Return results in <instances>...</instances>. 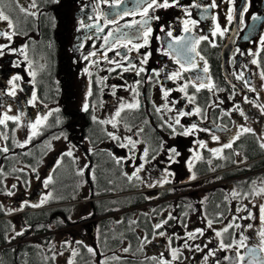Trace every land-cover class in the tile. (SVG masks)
Listing matches in <instances>:
<instances>
[{"label":"flooded vegetation","instance_id":"obj_1","mask_svg":"<svg viewBox=\"0 0 264 264\" xmlns=\"http://www.w3.org/2000/svg\"><path fill=\"white\" fill-rule=\"evenodd\" d=\"M6 1L5 3V0H0V8H3L13 18L14 23H17L20 34L13 37L11 42L0 37V45L10 44L12 49H19L27 44L28 60L33 63L30 68L28 61L18 51L12 52L5 49V55L0 56V116L7 112L8 115H16L21 118L19 124L9 121L7 128L0 126V129L9 137L8 140L2 141H5L7 146L12 144L13 140L17 139L16 132L19 128L25 133L31 132L28 124L34 123L37 117L46 115L51 110L52 115L46 122L47 126L39 129L40 134L43 131L45 133L49 132V140L57 136L64 139L63 137L66 135L72 144L79 147L86 156L89 167L95 170L96 179L105 182V184L100 182L101 186H97V188H102L104 192L110 191L109 186L121 191L134 188L137 193L144 194L145 203L141 206V209L138 208V215L142 214L143 218H135L144 225L137 234L140 239L138 254L142 255V259H145H139L140 264L151 261L146 257L159 256L161 253L170 258L167 238L162 236L153 238V225L165 219L173 211H175L173 216H178V220H170L167 225L158 231L166 232L168 236L172 237V248L180 247L182 249L183 256L181 260L183 264H198V262L203 264V253L183 249L184 239L182 238L186 237L189 231L205 228L206 221L200 217L201 220L184 216L185 212H188L189 215L193 213L188 207V205L192 207L190 203L185 204V208L188 209L181 215L182 213L177 210V206L180 209V203L173 204L172 198L176 195L182 196L185 192L186 194L189 193L190 186L202 182L206 185V189L198 196H202L205 192L220 186H222L225 196L233 189L248 191L252 181H256L259 186L260 182L263 181L264 155L256 157V154H258L257 151L264 139V115L253 104L245 103L244 97L247 96L258 104H264V80H261L259 76V73L264 71V50H262L264 46L260 43L261 38H264V0H232V2L217 0L219 7L211 9L208 13H203L202 8H191L190 4L199 2L202 6H205L210 4L211 0H181V4L190 7L191 19L197 21L196 26L189 35L194 37L207 35L209 37L207 41H202L199 44L198 51L208 62L209 73L207 75L211 77L217 89H223V91H215L214 93L206 89L201 90L200 93L196 94L195 104H189L183 93L176 89L188 81L189 78L194 79L198 75H205L202 71L203 61H200L197 57V67L184 72L183 80L173 82L165 79V76L175 71L179 65L170 60L169 57L160 54V49L162 47L166 48V42L169 39L164 32H160L161 25L165 27L166 31L172 30L175 37L185 35L183 20L186 17L181 8L157 10L154 15L161 17V19L151 22L150 26L153 28V33L150 46L140 49V53L135 51L128 53L132 61L137 64H139L141 54L149 51L152 53L148 64L145 66L147 72L137 76L134 71L122 72L121 69H117L115 72L107 71L114 65H110L103 60L102 54L105 48L102 37L116 28H120L121 31L125 32L134 31V28H124L123 25L131 24L133 20L140 21L142 18L139 14L134 17L132 15L125 16L123 19L115 17L119 20V23L108 25L102 33L97 34L95 29L77 31L80 19H84L86 23H96L103 26V18L99 20L87 19L89 16L95 17L97 15V12L93 10L94 7H98L103 16L112 19L117 11H123L124 9L131 11L135 7L134 0H124L120 9L110 7L111 0L108 4L102 3L101 0H61L60 4H48L43 0H39L40 8L45 13L39 18H25L15 7V0ZM30 2L31 0H19V3L24 7H27ZM230 8L235 11L233 12V20L228 22L227 14ZM244 8H247L246 12L242 11ZM201 14L206 15L207 18L201 20ZM51 16L56 17L55 28L49 23V17ZM213 16L217 17L216 21L212 20ZM253 16H258L260 19L253 20ZM217 22L220 23L222 29H227L223 37L211 35ZM0 31L11 30L7 28L6 22H0ZM88 36H92V38L86 39ZM157 37L160 39H157ZM212 43H215L216 47H211ZM81 44L83 46L80 47L79 51H76ZM92 51H96L97 56L85 60L83 56ZM116 51L123 54L126 50L118 46L114 51L108 52L109 58L120 61L121 57L115 55ZM253 53H259V55H253ZM253 59L259 62V66L252 63ZM92 61H98V63L93 65ZM125 66L127 65L125 64ZM86 67L92 73L91 77L84 72ZM154 69H163L159 78L152 75ZM31 71L36 72L35 78L30 75ZM241 72H243V80H237L236 76ZM17 75L20 76V80L15 82V96H9L7 93L12 87L9 81ZM103 77H107L104 84L98 83L97 81ZM136 81H141L138 86L140 107L136 111L122 113V122L120 123L128 132L126 137L142 141L137 145L139 148L133 153L128 148L119 147V143H126L124 139L126 137H120V141L111 140L107 135L108 132H111L109 130L111 125L94 123L92 116L95 115L99 120L110 119L119 107L121 98L126 102H132L131 87L136 86ZM244 81H248V87L255 88L256 92L248 91ZM113 85L117 86L115 96L112 95L111 86ZM89 87L92 91L91 97L87 96ZM161 87L170 90L167 101L163 98ZM125 88H128V90H125ZM187 91L191 95L195 90L189 87ZM33 92L36 93L37 99L34 103H30ZM85 102L90 105L89 112L82 110ZM166 103L169 108H173V111L164 110ZM237 104L245 112L248 117L247 120L240 116L238 111L233 110ZM196 106L203 109L202 115L184 116L181 118V125L190 127L195 123L200 128L210 129L211 132L220 137L219 142L213 141L209 132H197L190 136L174 135L172 130L167 127L165 122L174 118L178 111H192ZM156 107H160L162 111L157 113L155 111ZM55 109H59V112ZM225 112H229L231 115H224ZM125 125L129 126L131 131H128ZM240 125L251 128L255 135L252 133L242 135L233 144L232 149L224 150V159L213 158L209 149L218 148L227 143L233 133L238 131ZM221 127L227 130H220ZM140 129H143V131L140 132ZM182 130L180 126H176L177 133ZM257 131L261 133L258 134ZM137 133L139 134L137 135ZM39 135L36 136L37 138L34 137L35 139L32 141H36ZM46 140L48 141V139ZM198 141L205 142L207 148H200ZM144 148L149 149V162L147 163L140 159ZM171 148H175L180 153L175 158L176 162L169 160L171 155L169 149ZM234 152H238L239 155H235ZM197 153L203 158L194 160V154ZM133 155H135L134 160L130 159ZM113 156L123 158L122 164L118 166ZM184 160H193L194 167L191 172L185 165V170L181 168V164H185V162H182ZM209 160H211V164L208 163ZM140 163H144V170L140 172V175L146 182L155 183L157 180L164 178L167 172L172 174L167 176L170 183L164 184L163 187L149 188L144 185L133 187L123 176V173H132L134 166ZM62 167L64 170L70 168L74 170V173L77 168L72 160L68 159L64 166L58 168L54 173L64 174ZM180 170L189 172V182L176 179L174 174L178 175L177 172ZM193 172L198 180L191 182L190 177ZM85 174L89 181L87 189L93 195L95 189L90 184L89 173L86 171ZM35 176L36 172L34 177H31V181ZM27 178L28 176L25 173L24 178L21 177L19 180L18 188H21L24 193L27 188L31 187L29 183H24ZM208 179L209 181H207ZM218 179L220 184L214 185V183H218ZM235 181L240 182L239 184H233ZM180 185H184L183 188L175 189ZM164 192H167L166 194L174 192L175 196L163 198ZM147 197H151V199H147ZM92 199L94 198L90 199V203L95 200ZM258 201L264 202L263 198H258ZM237 203L235 200L228 201L229 209L234 211ZM243 203L248 205V200L243 201ZM252 211L257 216L259 215L258 208H253ZM67 213L68 217H64L67 228L62 230L54 243L48 242L49 249H52L49 250V253L57 251L64 253L56 256L57 264L60 257H64V259L66 257L71 258L70 250L62 247L64 241H70L72 247L78 250L79 255L75 257L76 264H96L94 261L95 256L89 254L81 245L76 244V241H82L84 245L92 247L99 256H109L113 252L104 254L101 249V227L96 215L93 214L92 218L76 220L71 217L73 209L67 210ZM20 214L17 213L10 217H16L18 219H15V221L20 222ZM244 214L243 212L240 213V215ZM158 217H160L159 221ZM230 219L229 214V216H225L222 223H215V225L224 226ZM241 223L247 224L249 221H241ZM254 223L258 226L259 220L257 219ZM184 224L187 225L186 228L183 226ZM246 234L249 237L254 236L251 230ZM145 236L148 237L151 243L145 244L143 250H141V242ZM49 237L51 238V236ZM107 237L112 240L115 239L112 234ZM213 237L214 233L209 229L204 237L189 243L203 245ZM125 243H128V247L130 246L128 241L124 242L123 246ZM248 243L251 246L258 243V240H249ZM154 247L157 248L156 255H152ZM209 247H215V243L210 244ZM128 251L121 257L122 260L130 258ZM245 251V249H241V254H244ZM224 255H232V253H217L218 257ZM115 257L117 256L115 255ZM185 257L188 259H184ZM208 264H214V259H210Z\"/></svg>","mask_w":264,"mask_h":264},{"label":"snow or ice","instance_id":"obj_2","mask_svg":"<svg viewBox=\"0 0 264 264\" xmlns=\"http://www.w3.org/2000/svg\"><path fill=\"white\" fill-rule=\"evenodd\" d=\"M43 2L48 4H60L61 0H43ZM102 3L108 4L109 0H101ZM229 2H232V0H229ZM124 3V0H111L110 7H113L115 9H120L121 5ZM135 7L129 11L128 9H124L123 11H117L115 13V16L112 19L107 18L106 16H103L99 12L98 7H94V11L97 12V15L95 17L89 16L88 20H99L103 18L104 23L103 26L96 24V23H86L84 19H80L78 23L77 31H81L84 29H95V32L102 33L104 32V29L108 27L110 24H118L119 20L115 17H119L120 19H123L125 16L132 15L133 17L137 14L141 16L140 21L133 20L131 24H125L123 25L124 28L129 29H135L132 32H125L121 31L120 28L113 29L112 31H109L106 35L102 37L104 41V52L102 54L103 60L106 61L110 65H114V67L107 69L109 72H115L117 69H121L122 72H129L134 71L137 76H140L142 73L147 72V68L145 67L149 59L152 56V53L145 52L141 54V58L139 60V64L134 63L132 61V58L128 56V53L135 51L137 53H140V49L142 48H148L150 46V41L153 33V28L150 26L151 22L153 20L159 21L161 17L154 15V13L159 9H169V8H181L182 11L185 14V19L183 20V31L185 35L175 37L173 36L172 30H167L163 25L160 26V32H164L166 37H168V41L166 42V48L162 47L160 49V54L163 56L169 57L170 60L174 61L179 67L172 71L171 73L166 74L165 79L171 80L173 82L181 81L184 79L183 73L188 72L193 68L197 67V57L200 61H203V68L202 71L205 74L204 76H196L194 79L189 78L188 81L184 82L182 85H180L176 90L183 93L184 97L187 99L189 104H195L196 101V94L200 93L201 90L206 89L209 92H215V91H223V89H217V86L214 82H212L211 77L207 75L209 73V66L207 60H205L204 56L201 55L200 51H198V46L202 41H207L209 37L207 35H201L199 37L190 36L189 33L192 32V29L196 26L197 21L191 19L192 13L190 11L191 8L196 9H203V13H208L211 9H216L219 7V4L217 3V0H211L210 4L202 6L199 2L191 3L190 7L184 6L181 4V0H134ZM15 7L18 8L19 12L23 14L25 18L32 17V18H39L42 15H45L43 11L40 8V2L39 0H31L29 5L27 7H24L19 3V0H15ZM83 10V8H82ZM234 9H228L227 14V21L231 22L233 20V12ZM242 11H247V8L242 9ZM201 20L206 19L207 16L204 14H201ZM253 20H258L260 17L253 16ZM213 21L217 20V17H212ZM0 22H6L7 28L11 31H0V37H3L5 40L11 42L13 40V37L20 34L17 23H14L13 18L8 15L3 8H0ZM49 23L50 25L55 28L56 26V17L51 16L49 17ZM191 25V27H190ZM225 31H227L226 28L222 29L220 23L215 24V29L212 31V36L219 35L220 37H223L225 34ZM92 36L86 37V39H91ZM100 38V37H97ZM157 39H160L157 37ZM260 43L262 46H264V38H261ZM83 45L81 44L76 51H79L80 47ZM122 47L126 51L122 54L120 51H116L115 55L118 57H121L120 61L114 60L109 58L108 52L114 51L117 47ZM51 47V45H49ZM211 47H216L215 43L211 44ZM5 49H8L12 52H19L20 55L24 57L26 61H28L29 67L32 66V61L28 60V45L25 44L21 46L19 49H12L10 44L0 45V56L5 55ZM264 50V48H262ZM239 51V49H237ZM253 55H259V53H253ZM97 52L92 51L90 53H87L83 56L85 60H90L91 57H96ZM93 65L97 64L98 61H92ZM253 64H257L259 66V62L256 59L252 60ZM125 64L127 66H125ZM19 66V65H16ZM166 67V66H165ZM160 70H152V75L159 78L161 75ZM84 72L88 74L90 77L92 73L89 71V69L86 67L84 69ZM30 75L35 78L36 72L31 71ZM260 79L264 80V71H261L259 73ZM237 80H243V72L239 73L236 76ZM20 80V76H13L12 79L9 81V83L12 85L11 89L8 91L9 96H15V89H16V81ZM107 80V77L100 78L97 82L100 84H104V82ZM91 84V81H90ZM141 84V81H136L135 85L131 87V92L133 96L132 102H126L122 98L120 99L119 107L116 109L114 115L107 120H99L95 115L92 116V120L94 123L100 124V125H108L110 124L113 128H118V125L122 122L121 121V114L125 111H136L140 107V101L138 99L140 92L138 90V86ZM245 87H248V81H244ZM191 87L195 91L193 94L188 93V88ZM116 88L117 86L113 85L111 86L112 89V95H116ZM125 90H128V88H125ZM161 91L163 93V98L165 101H167L168 96L170 95V90L165 89L161 87ZM248 91L250 92H256V89L253 87H248ZM259 95V94H258ZM87 96H92L91 87H89V90L87 92ZM230 99L232 97H229ZM36 93H32V99L30 103H34L36 101ZM245 103H251L254 107L259 108V111L262 115H264V104H258L256 101L249 99L247 96L244 97ZM95 107L94 105L92 106ZM82 110L84 112L90 111V105L89 103L85 102L82 106ZM164 110H167L169 112L173 111V108H169L167 103L164 105ZM234 111H238L240 116L244 117L245 120H247V116L245 112L240 108V106L237 104L235 105ZM10 111V109H9ZM55 111L59 112V109H55ZM155 111L157 113H160L162 109L160 107H156ZM203 113V109H201L199 106H196L194 110L192 111H178L177 115L170 119L169 121H166V125L168 128L172 130V134L174 135H183V136H190L194 135L197 132H209L211 135V139L213 141L219 142L220 137L216 135L215 133L211 132L210 129L206 128H200L197 124L193 123L190 127H184L181 125V118L184 116H201ZM52 115V111L50 110L46 115H43L41 117H37L34 123L28 124V128L31 130L30 134L28 135L27 139L23 142L16 141L15 146L19 148L26 147L29 143H31L32 139L39 135V129L41 127L47 126L46 122L48 118ZM224 115H231L229 112H225ZM20 116L16 115H8L7 112L3 114V116H0V126H3V128L8 127V122L11 121L14 124L20 123ZM60 122L59 120L57 121ZM176 126H180L183 130L179 133L176 132ZM126 129L128 131H131V128L127 125H125ZM220 130L226 131V128H220ZM140 132L143 131V129L139 130ZM246 133H252L255 135L253 130L251 128L245 127L243 125L238 126V131L234 132L232 137L229 139L227 143L222 144L221 147L209 149L211 152L213 158L218 159H224L223 156L225 149H232L233 144L240 139V137ZM139 133H137L138 135ZM107 135L111 138L113 141H120V137L117 136L115 133L108 132ZM61 137L57 136L54 137V139H60ZM64 139H67V136L64 135ZM9 137L6 133L3 132L2 129H0V140H8ZM126 140V143H119V147L121 148H128L129 151L135 152V149L137 148V145L139 143H142V141L139 140H133L131 137L124 138ZM200 148H207V144L203 141H198ZM260 147L264 149V143L260 144ZM50 148V144H49ZM75 148V145H70L69 149L61 154V157L57 159L55 166L51 170L53 173L58 169L63 163H64V157H68L72 160L73 164H76L78 161V158L74 156L73 149ZM162 148V145H161ZM10 148L8 146H2L0 147V153L7 154L9 153ZM92 151L91 149L89 150ZM169 152L171 155L169 156V160L171 162H176L175 158L180 155V153L175 149L171 148L169 149ZM235 155H239L238 152H234ZM149 149L144 148L142 152V156L140 159L144 161V163L149 162ZM155 157L153 156V159ZM203 157L200 156L198 153L194 154L193 159L199 160ZM113 159L115 163L119 166L123 162V158H117L113 156ZM130 159H135V155L130 157ZM144 163H140L139 165L134 166V171L132 173H123V176L127 179L128 183L131 184L133 187H138L140 185H144L146 187L152 188V187H163L164 184L170 183V180L167 179V176L172 175L171 173L165 174V177L162 179L157 180L155 183H148L144 180L143 177H141L140 172L144 170ZM209 164H211V160L208 161ZM194 167L193 160L188 161V169L191 172L192 168ZM13 172H23V169H13ZM33 172H36V169H32ZM89 173V176L91 180L95 183L96 181V175L95 170L93 168H90L89 165L85 164L83 168H77L75 170V175L79 177H84L85 172ZM8 173L4 171L2 167H0V195H6V196H14L16 192L14 191L17 189V184H12L10 187L5 185L4 181L7 179ZM197 177L195 173L193 172L190 179L195 180ZM17 180L20 179V177H16ZM37 179H39V176L37 174ZM25 184H28L29 181H24ZM43 187L45 189H48L49 185L54 184L55 181L53 179L52 175H49L47 178H45L43 181ZM84 183H87V180H81L78 182L80 186H82ZM99 193H93V195H98ZM264 196V181L260 182V186H257L256 181L251 182V187L248 191H242L233 189L229 194L225 196V200H235L237 201V206L235 210L229 209V214L231 216V219L227 224H225L221 229H215L214 224L215 223H222L225 219L224 213H217L215 218H210L207 215L204 216V220L206 221L205 228H198L193 231H189L186 234V237L182 238L184 239L183 243V249H187L189 251L193 252H200L203 253L202 260L203 264H208L210 259H214V264H264V202H259L258 198ZM74 198V197H73ZM56 199V197L53 196V193L51 191L47 192V194L43 195L39 202L32 203L30 201H22L21 206L19 208L15 209H4L3 204H0V212H5V214H12L15 211H23L24 207H32V208H41L45 204L49 203L51 200ZM147 199H151V197H147ZM248 200V205H245L243 201ZM207 198H205L204 201H201L202 204H206ZM251 205V207H249ZM188 207L191 209V205H188ZM219 207V205H217ZM258 208L259 215L257 216L252 209ZM155 211V210H153ZM245 213L244 215H240V213ZM91 215V214H89ZM184 216H188V212L184 213ZM71 219V217H69ZM259 220V225L257 226L254 222L256 220ZM170 220H178L177 217H174L171 213L168 214V216L161 220L160 222L153 225V238L156 236H162L166 237L168 244V251L170 254L169 257H165L163 253H161L159 256H152V257H146V259H150L154 262V264H183V261L181 260V257L183 256V251L180 247L172 248V237L168 236L166 232L158 231L159 229L163 228L165 225L168 224ZM241 221H249L247 224L241 223ZM179 222V221H178ZM132 223H135V221H132ZM185 228L187 227L186 224L183 225ZM211 229L214 233V237L211 239H208L206 243L203 245L201 244H191L190 241H196L197 239L204 237L207 230ZM27 228H22L20 231H16L15 228L12 229L14 235L8 238V242H11L12 239H15L16 237L23 236L24 232L27 231ZM251 230L254 233V236L249 237L246 233ZM226 234H227V242H226ZM249 240H258V243H254L251 246L249 245ZM151 243V241L148 239L147 236H145L141 242V250H143V247L145 244ZM215 243V247H209L210 244ZM76 244L81 245L89 254L92 256L96 255V251L87 245H84L82 241H76ZM54 247V246H53ZM62 247H64L67 250H70V257H66L67 264H76L75 257L79 255V252L77 249L73 248L70 241H64ZM241 249H245L246 251L244 254H241ZM50 251L52 249H49ZM125 252L128 251L127 248L124 249ZM218 252H224V253H232V255H224L223 257H218ZM64 253L62 251L54 252L51 257H45V260L51 259L52 261H55L57 255H63ZM114 259H118L114 257ZM184 259H188L185 257ZM199 264V262H198Z\"/></svg>","mask_w":264,"mask_h":264},{"label":"trees","instance_id":"obj_3","mask_svg":"<svg viewBox=\"0 0 264 264\" xmlns=\"http://www.w3.org/2000/svg\"><path fill=\"white\" fill-rule=\"evenodd\" d=\"M6 2L5 0V3ZM8 147L10 148L9 153H0V167L8 173L7 178L14 176L24 178V172H13L12 170L18 169L20 164H30L31 162V164H33V160L36 159L38 155L40 158L43 156L42 150L38 147L30 151V153L34 155L33 159L30 155L15 149L12 144H9ZM257 153L256 157L262 156L264 155V150L260 147ZM82 178L84 177L76 176L75 173L73 174V178H67L64 174H54L53 179L55 183L52 184L51 187L53 188L50 191L56 199L51 200L41 207L43 209L24 207L23 211L12 213V215L21 213L19 215L21 220L20 230H22V227L28 230L24 232L23 236L16 237L12 239L11 242H8V238L14 235L12 229L16 228L17 221H15V219L17 220L18 218L9 217L11 214L0 212V264H57L56 259L55 261L51 259L45 260L46 256L51 257L53 255V253H49L48 242L54 243V240L57 239V236L61 234L62 230L67 228L64 217H68L67 210L72 209V207L68 206L78 201H89L91 198H94L96 201L93 203H86L84 206L89 208L91 213L96 215L99 220L101 227L100 243L104 254L118 250L123 246L124 242L128 241L130 244L127 248L129 249L128 254L130 258H124L122 260L108 257L110 259L109 261L112 260V262L110 263L108 261L106 264H112L113 262H115L113 264H140L139 259L143 257L138 254L140 239L137 234L144 225L136 219L143 218V215H138L137 213L138 216L135 215V219V216H132V211L138 208L141 209V206L145 203L144 194L137 193V190L134 188L121 191L110 186V191L104 192L102 188H97V186H101L99 183L104 181L97 178L98 182L97 179L95 183L91 180L90 184L95 189L94 193H99L98 195H92L91 193H84L81 191L80 193L76 192L72 194V196L67 197L64 191L66 187L65 181L70 185V188H72V186L74 187L76 184L75 181ZM262 180L264 181V174L262 175ZM239 182L240 181H235L233 184H239ZM218 184H220L219 179L218 183H214V185ZM54 185L56 189H54ZM221 187L222 186L207 191L204 195L198 197L194 194L188 195L186 192L184 195H176V197H173L175 196L174 194H166L167 192H164L162 197H173L175 199H172L173 204L180 203V209H178L177 206V210L182 213L181 215L188 209L185 208V204L198 202L199 206L195 207L192 205L191 208L193 211L199 212L198 216L200 217L204 218V216L207 215L210 218H215L217 213L221 212L224 213V216H229L228 201L230 200L226 203L225 195ZM205 198H207L206 204H202L201 201H204ZM60 204H64L65 206L55 207ZM217 205H219V207H217ZM169 207L172 208L171 206ZM132 221H135V223H132ZM110 234L114 235V240L107 237ZM49 236H51V238ZM145 264H154V262L148 261Z\"/></svg>","mask_w":264,"mask_h":264},{"label":"rangeland","instance_id":"obj_4","mask_svg":"<svg viewBox=\"0 0 264 264\" xmlns=\"http://www.w3.org/2000/svg\"><path fill=\"white\" fill-rule=\"evenodd\" d=\"M109 127H110L109 130L112 133L116 132L115 134L119 137L128 136V132L123 128V126L121 124L118 125V128H113L112 126H109ZM29 132L25 133V131H23L19 128V130L16 132L17 133V135H16L17 139L13 140L12 145L15 147V149L20 150L22 153L30 155V157L32 159H33L34 155H32L30 153V151H31V149L38 147L42 150L43 156L40 158V156L38 155V157L33 160V164H31L32 163L31 162L30 164H20L19 165L18 169H23V172L26 173V175L28 176V178L26 180L29 181V184L31 185V187L26 189L25 193L23 192V190L21 188H18L19 180L21 179V177L19 180H17L15 176L14 177H8L6 179L5 185H7L8 187H10L12 184H17V189L14 190L16 192V194L14 196L9 197L6 195H0V202L3 204V206L6 210L19 208L21 206V202L26 201L28 199L32 203L39 202V199L43 195L47 194V192H49L53 188V187H51L52 186V184H51V185H49L48 189H45L43 187L42 181L45 178H47L49 175H52L54 177V174H56V173H53L51 170L55 166L57 159L61 157L62 153L66 152L69 149L70 145H74L68 139H67L68 141L64 140V139H51V138L49 140V136H48L49 132L45 133L43 131L39 135V138L36 141H31V143H29L26 147H24V148L16 147L15 142L16 141H19V142L25 141L29 135ZM257 132H258V134L261 133L260 131H257ZM18 136H19V138H18ZM37 137H38V135H37ZM34 139L35 138H33L32 140H34ZM46 139H48V141ZM263 143H264V139H263ZM49 144H50V148H49ZM2 146H7V145H6L5 141L0 140V147H2ZM138 148L139 147L137 146V148L135 150H137ZM73 151H74V156L76 158H78V161L76 164H74V166H76L77 168H79V167L83 168L85 164L89 165V162H88L86 156H84V154L81 152L79 147L75 146ZM142 152H143V150H142ZM142 152H141V154H142ZM68 159H69L68 157H64V163L61 166H64L65 162ZM182 162H185V164H181V168L183 170H185V166L188 168V161L184 160ZM33 168L36 169V176L31 181V177H34V173H35L32 171ZM63 170H64V168L62 167V171ZM63 172L67 178H73L74 170H72L70 168H66ZM37 174L39 176V179H37ZM177 174L178 175L174 174L176 179H183L184 181L189 182V180H188L189 172L188 171L180 170L177 172ZM85 176H86V174H85ZM85 176H84V178L78 179V181H75L76 184L74 185V187L72 186V188H70V185L65 181L66 187H65L64 191L66 192L67 197L72 196V194H75L76 192L80 193L81 191L84 193H89V191L87 189V187H89V183H88L89 181H88V178ZM81 180H87V183H84L82 186H80L78 184V182ZM196 180H198V179L190 180V181L193 182ZM207 181H209V179ZM90 182H91V178H90ZM181 182H182V180H181ZM182 186H184V185H180L178 188H175V189L183 188ZM257 186H259L258 183H257ZM54 187H55L54 189H56L55 185H54ZM205 189H206V185L204 184V182H202L199 184H195V186L194 185L190 186L188 191L190 194H194L198 197V195H201L205 191ZM40 191H42V192H40ZM230 192L231 191H229L227 194H229ZM189 193H187V194L190 195ZM170 194L173 195L174 192L173 193L170 192ZM259 198H261V199L263 198V200H264V196L259 197ZM172 199L175 200L174 198H172ZM92 200H94V199H92ZM94 201H96V200H94ZM78 202L79 203L75 202V203H72L71 205L68 206V207H72V209H73V215L71 217L75 218L76 220H79L82 218H89V217L92 218L93 214L91 213V210L84 206V205H86V203H90V200L89 201L83 200V201H78ZM63 205L64 204H60V205H56L55 207H63ZM192 205L197 207V206H199V203L194 202V203H192ZM190 210L193 213H192V215L188 214V216H191V218H193V219H199V220L203 219V217L198 216L199 212L193 211L192 208ZM15 212H18V211H15ZM15 212H13V213H15ZM138 212H139V209L132 211V216L137 215ZM89 214H91V215H89ZM172 215H175V211L172 212ZM11 216H13V215L11 214ZM121 218H123V217H121ZM134 218H136V216ZM159 218L160 217H158V221L160 220ZM20 227H21L20 222L19 221L16 222L15 230L20 231ZM222 227H223V225H220V224L215 225L214 224V228L217 230L221 229ZM127 247H128V243H125V245L122 248H120L118 250H114L112 253L109 254V256L108 255H100L99 256V254L96 253V255L94 257V261L96 264H101V263L106 264L110 260L108 257L113 259L112 257H115V255L117 256L118 259H121V257L125 254L124 249ZM156 251H157V248L154 247L152 249V255H156L157 254ZM142 260H145V259H142ZM113 261H115V260H113ZM66 262H67V260L64 259V257L63 258L60 257L58 260V264H65ZM111 262H112V260L110 261V263ZM113 263H115V262H113Z\"/></svg>","mask_w":264,"mask_h":264},{"label":"water","instance_id":"obj_5","mask_svg":"<svg viewBox=\"0 0 264 264\" xmlns=\"http://www.w3.org/2000/svg\"><path fill=\"white\" fill-rule=\"evenodd\" d=\"M225 59H226V56H225Z\"/></svg>","mask_w":264,"mask_h":264}]
</instances>
